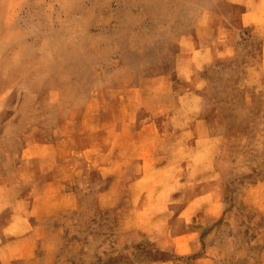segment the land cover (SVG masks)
<instances>
[{"label":"rangeland","instance_id":"374dc122","mask_svg":"<svg viewBox=\"0 0 264 264\" xmlns=\"http://www.w3.org/2000/svg\"><path fill=\"white\" fill-rule=\"evenodd\" d=\"M0 264H264V0H0Z\"/></svg>","mask_w":264,"mask_h":264}]
</instances>
